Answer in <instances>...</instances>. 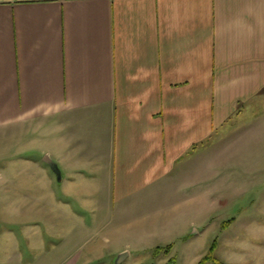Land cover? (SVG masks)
I'll use <instances>...</instances> for the list:
<instances>
[{
	"label": "crops",
	"instance_id": "crops-1",
	"mask_svg": "<svg viewBox=\"0 0 264 264\" xmlns=\"http://www.w3.org/2000/svg\"><path fill=\"white\" fill-rule=\"evenodd\" d=\"M262 117L264 0H0V139L55 133L42 153L71 196L84 186L111 206L174 180L178 196L211 185L199 160L228 163Z\"/></svg>",
	"mask_w": 264,
	"mask_h": 264
},
{
	"label": "rangeland",
	"instance_id": "rangeland-1",
	"mask_svg": "<svg viewBox=\"0 0 264 264\" xmlns=\"http://www.w3.org/2000/svg\"><path fill=\"white\" fill-rule=\"evenodd\" d=\"M28 134L0 139V264H56L61 254L81 264H117L126 248L131 251L120 264H197L214 242L225 264H264V117L226 145L225 165L212 170L209 159L193 163L211 185L202 182L178 196L174 180L111 206L107 196L82 198L84 186L71 196L74 187L58 180L42 153L57 148V135ZM223 151L224 145L206 156L217 161ZM178 198L179 211L163 210ZM92 221L96 228L81 227ZM39 235L52 252L36 245Z\"/></svg>",
	"mask_w": 264,
	"mask_h": 264
},
{
	"label": "water",
	"instance_id": "water-1",
	"mask_svg": "<svg viewBox=\"0 0 264 264\" xmlns=\"http://www.w3.org/2000/svg\"><path fill=\"white\" fill-rule=\"evenodd\" d=\"M44 160L52 167V169L56 172V174L58 176V180L61 181L63 178V174H62V170H61L59 164L53 158H51V156L48 154H46L44 156ZM128 255H129V251H127V250L120 253L116 263L120 264Z\"/></svg>",
	"mask_w": 264,
	"mask_h": 264
},
{
	"label": "trees",
	"instance_id": "trees-1",
	"mask_svg": "<svg viewBox=\"0 0 264 264\" xmlns=\"http://www.w3.org/2000/svg\"><path fill=\"white\" fill-rule=\"evenodd\" d=\"M216 245V242H214L209 251L198 261L197 264H209V262H213L214 264H225L215 256Z\"/></svg>",
	"mask_w": 264,
	"mask_h": 264
}]
</instances>
